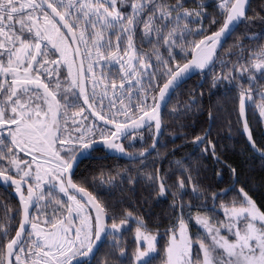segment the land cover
<instances>
[{
  "label": "snow or ice",
  "instance_id": "1",
  "mask_svg": "<svg viewBox=\"0 0 264 264\" xmlns=\"http://www.w3.org/2000/svg\"><path fill=\"white\" fill-rule=\"evenodd\" d=\"M209 7L0 0V185L18 200L3 206L0 264H153L163 238L153 204L169 196L160 264H264V210L213 138L221 101L184 87L194 75L209 94L222 87L264 161L247 120L251 105L264 119V0ZM167 127L184 143L168 148ZM114 157L133 164L114 169ZM208 159L218 179L229 173L219 191L204 182Z\"/></svg>",
  "mask_w": 264,
  "mask_h": 264
},
{
  "label": "trees",
  "instance_id": "2",
  "mask_svg": "<svg viewBox=\"0 0 264 264\" xmlns=\"http://www.w3.org/2000/svg\"><path fill=\"white\" fill-rule=\"evenodd\" d=\"M206 2L210 5L209 11H211L212 2H210L209 0H206ZM254 29L259 30V25H255ZM231 42H232V38H229V41L226 43L225 48H227L228 45L231 44ZM246 43H255V42L249 41ZM136 44L138 47H142L145 50L151 47V45L142 43L139 39H137ZM199 80L200 77L194 75L186 82L184 87L185 89L195 88L197 92L203 90L205 93V98H204L205 104L208 103L209 95L213 102H216L218 100L221 101L222 107L220 109V118L213 126V138L215 139L217 132H219L217 145H218V150L221 152L222 159H226L227 163L232 164L233 166L238 168L239 172L241 173L242 180L245 179V177H248L250 179V186L252 187V191L250 192V194L256 200L258 207L264 210V183H262L261 181V178L264 177V170L261 169V164H264V161L261 160L259 152H254L250 148V145H248L247 137L245 134H243L242 131V122H238V116L237 113L233 110L232 102L229 100L228 103L226 104L223 103V100L227 99V97L224 96L225 90L221 87V88L213 89L211 94H209L208 92L209 84L205 81H202L201 84H203L204 87L203 89H201L200 85L198 84ZM171 106L172 104L170 103L169 108H171ZM203 120L204 117H201L200 122L196 125V132H199L201 128L205 126L203 124ZM247 120L252 130L253 137L256 140L257 147L264 148V124L258 115V111L255 108V105H251L248 107ZM167 122L168 121L166 117V123ZM229 123H231V128H229ZM179 131L180 129L175 127L165 128L164 136L161 139H168V148H172L173 143L175 145H180L184 143V140H182L181 138H177L174 141H172L170 138L171 133L179 132ZM194 134L195 133H193V135ZM187 139L190 140L191 136H189ZM148 143H150V141H148ZM141 146L146 147L147 144L141 145L139 142H137L136 148L139 149ZM200 147H203V145H201ZM192 150H193V146L191 144H187L185 147H182L179 150L177 156L183 153L190 152ZM161 151H163V149ZM195 152L198 155L199 148H196ZM107 163L111 164L114 169L115 168L122 169L126 166H131L133 164L132 161H127L116 157L107 161ZM205 163L208 166V171L206 173L207 180L204 182L211 183L213 185V190L216 191L225 188L230 180V176L227 170L224 171L223 179H218L215 176V170L219 166L218 165L214 166L213 161L211 159L206 160ZM163 167L167 169L168 167L167 160L163 162ZM83 168L84 165H81V170H83ZM0 191L3 192L0 193V196H2V199H0V218L3 220L4 210H2L1 207H3L4 205L2 204V202L5 205H8L9 208H13V209L17 207V203L12 197H9L3 190ZM231 198H232V193H229V195L224 199L230 200ZM184 200L187 202L189 200V197L185 196ZM170 201H171V196H169L167 200L162 199L158 203L153 204V209H152L153 212L160 214L159 230L163 237L160 240V247H161L160 256L156 257L153 264H160V258L163 255L162 246L164 245L167 239L166 236H163V232L164 229L169 224V220L165 218L164 213L168 209V205ZM193 203H198V202L193 201ZM219 203L220 201L217 200V204ZM198 211L199 210L194 207L192 208L191 213L192 215H196ZM134 227L135 225H133V228ZM190 231L191 234H193L194 236L196 232H201V229L198 225L195 224V221H193L190 226ZM125 235L129 236L128 233H126ZM134 246H135L134 243L130 242L128 249L129 253H131ZM102 255H103V251L97 254L98 257H101Z\"/></svg>",
  "mask_w": 264,
  "mask_h": 264
},
{
  "label": "rangeland",
  "instance_id": "3",
  "mask_svg": "<svg viewBox=\"0 0 264 264\" xmlns=\"http://www.w3.org/2000/svg\"><path fill=\"white\" fill-rule=\"evenodd\" d=\"M210 2H212L213 3V0H209ZM188 6H191V3L189 2V5ZM112 71H113V73H116V72H118V66L117 67H114L113 69H112ZM258 111V110H257ZM258 115H259V112H258ZM260 117V116H259ZM260 119L262 120V122H263V124H264V119H262L261 117H260ZM0 193H3L2 191H0ZM0 199H2V196H0ZM2 202V201H1ZM2 204L3 205H5L3 202H2ZM1 209L2 210H4V207H1ZM35 209H33V213L35 214ZM3 214H4V212H3ZM222 218V216H218L217 217V219H221ZM0 222H3V220L0 218ZM198 233H200V232H196L195 233V235L193 236V238H195V236L198 234Z\"/></svg>",
  "mask_w": 264,
  "mask_h": 264
},
{
  "label": "flooded vegetation",
  "instance_id": "4",
  "mask_svg": "<svg viewBox=\"0 0 264 264\" xmlns=\"http://www.w3.org/2000/svg\"><path fill=\"white\" fill-rule=\"evenodd\" d=\"M0 190H3L9 197H12L16 201L17 206H18V200L16 199L14 193L10 195V193H11V190L10 189H8V188L0 185Z\"/></svg>",
  "mask_w": 264,
  "mask_h": 264
},
{
  "label": "water",
  "instance_id": "5",
  "mask_svg": "<svg viewBox=\"0 0 264 264\" xmlns=\"http://www.w3.org/2000/svg\"><path fill=\"white\" fill-rule=\"evenodd\" d=\"M201 83H202V80L200 79L199 82H198V84L200 85ZM121 159H124V158H121ZM124 160H126V159H124ZM127 161H129V160H127Z\"/></svg>",
  "mask_w": 264,
  "mask_h": 264
}]
</instances>
